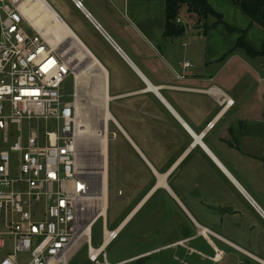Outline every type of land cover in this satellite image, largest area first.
<instances>
[{
  "label": "crops",
  "instance_id": "crops-1",
  "mask_svg": "<svg viewBox=\"0 0 264 264\" xmlns=\"http://www.w3.org/2000/svg\"><path fill=\"white\" fill-rule=\"evenodd\" d=\"M43 1L105 73L108 121L131 158L115 166L117 195L134 193L127 212L108 230L109 170L103 242L94 248L90 235L66 264H176L194 254L201 264H264V57L232 51L240 38L264 46V5L257 24L230 0H207L223 24L206 29L183 7L184 30L165 37L166 0ZM155 197L144 218L173 217L181 236L140 233L134 249L109 259L122 233L130 242L142 232L131 222ZM110 231L117 236L108 241Z\"/></svg>",
  "mask_w": 264,
  "mask_h": 264
},
{
  "label": "built area",
  "instance_id": "built-area-1",
  "mask_svg": "<svg viewBox=\"0 0 264 264\" xmlns=\"http://www.w3.org/2000/svg\"><path fill=\"white\" fill-rule=\"evenodd\" d=\"M20 1L0 0V131L8 145L0 151V264H19V253L29 254L28 264H66L80 242L89 245L91 228L105 217L109 162L82 150L75 99L65 102L61 93L74 75L71 63L25 17ZM106 132L109 144L115 135L108 126ZM116 236L106 235L108 241ZM88 257L97 261L90 246Z\"/></svg>",
  "mask_w": 264,
  "mask_h": 264
},
{
  "label": "bare ground",
  "instance_id": "bare-ground-1",
  "mask_svg": "<svg viewBox=\"0 0 264 264\" xmlns=\"http://www.w3.org/2000/svg\"><path fill=\"white\" fill-rule=\"evenodd\" d=\"M20 6L23 8L25 17L32 20V24L48 42L57 47L70 61L71 65L74 63V68H72L75 69L73 73L75 125L82 150H94L97 154L108 158L106 128L110 116L107 110L108 98L106 96L105 73L94 60H91L74 35L68 31L62 21L46 6L43 0H21ZM82 63H84L83 67L80 66ZM87 81L90 83L87 96H89L95 110L101 113L98 128H94L90 123L87 115V103L79 99V94L83 91L82 87ZM102 178L101 186L105 193L107 180L104 172ZM105 212V207H103L102 214L105 215Z\"/></svg>",
  "mask_w": 264,
  "mask_h": 264
},
{
  "label": "rangeland",
  "instance_id": "rangeland-1",
  "mask_svg": "<svg viewBox=\"0 0 264 264\" xmlns=\"http://www.w3.org/2000/svg\"><path fill=\"white\" fill-rule=\"evenodd\" d=\"M186 17V16H185ZM69 58V56H67ZM74 66V63L71 65ZM81 67L84 66V63L80 64ZM74 68V67H73ZM73 69V73H74ZM249 79V77H247ZM249 81L252 83L254 82L253 79H249ZM90 86V83L87 81L83 87L82 92L79 94V99L83 102L87 103V115L89 116L90 123L93 125L94 128L99 127V119L101 118V113L95 110V108L91 104V100L89 96H87V90ZM85 87V88H84ZM62 100L65 102H72L73 100V94H74V76L69 75L62 85ZM111 121H108L110 124ZM110 131L116 133L115 139H112L110 141V146L108 144V162H109V170L111 172V182H110V199H109V208H108V214H107V228L108 230L114 229L118 224L119 221L122 219L123 215L127 212L129 208V202L131 203L134 196V193H130V195L127 194L126 191H124V197H120L117 195V179H116V173L117 169H115V166H121L122 162L126 159L129 160L128 153L126 151L125 142L122 138V135L119 133V131L115 130L114 127L110 126ZM5 150L8 151V145L3 143V137L2 133L0 131V151ZM11 167L14 170V168L17 166V160L16 155L11 154ZM109 170H108V179H109ZM136 195V194H135ZM157 198L155 197L152 199L143 209L142 211L133 219L131 222L130 227L131 228H138L141 226L143 227L142 232L140 231L137 233V230L134 234L131 236V240L129 242V239L126 240L127 232L125 231L120 235V237L115 240L111 245L108 246V248L105 251V254L110 259V256L112 254H115L117 251H121L124 248H128L127 250H132L136 246V244L139 242L140 233L143 235L150 234L152 232H155V229L159 228V237H155L153 241H159V242H167L171 241L174 238H179L181 235L178 231H172L171 224L174 220L173 217L169 218H163V216H155L152 218L149 223L146 220V212L149 211V209L153 206L154 202H156ZM170 205V204H169ZM166 207V206H165ZM143 219L145 220V223L143 222ZM163 219L165 220V224H163ZM129 227V228H130ZM133 230V229H130ZM103 226H102V220L99 219L92 227V233H91V243L94 248H97L100 246V244L103 242ZM130 235H128L129 238ZM6 241L9 242V239L6 238ZM154 242H150L152 245ZM3 254H0V259L2 258ZM197 254H194L192 256H187L184 258L182 256V260L184 261L177 262L176 264H201L200 262H197L198 259ZM30 256L28 253H19L17 255V262L19 264H28L30 261ZM204 264V263H202Z\"/></svg>",
  "mask_w": 264,
  "mask_h": 264
},
{
  "label": "trees",
  "instance_id": "trees-1",
  "mask_svg": "<svg viewBox=\"0 0 264 264\" xmlns=\"http://www.w3.org/2000/svg\"><path fill=\"white\" fill-rule=\"evenodd\" d=\"M233 5L247 15L253 22L261 24L260 13L264 5V0H230ZM185 7L186 12L189 14H195L198 19V23L203 24L204 28H212L216 25L223 24V18L221 14L215 12L211 6L208 4L207 0H166L165 7V17L166 26L164 36H173L179 29V24L176 23V19L180 14V10ZM215 18V24L207 27L206 19L208 17ZM228 31H234L231 28H227ZM241 49L250 57H264V46H262L260 51H255L250 48L243 40L240 38L237 40L235 47L232 51ZM232 51L230 53H232ZM110 124L108 126L110 130Z\"/></svg>",
  "mask_w": 264,
  "mask_h": 264
},
{
  "label": "water",
  "instance_id": "water-1",
  "mask_svg": "<svg viewBox=\"0 0 264 264\" xmlns=\"http://www.w3.org/2000/svg\"><path fill=\"white\" fill-rule=\"evenodd\" d=\"M183 30H184V27L181 26V27L178 29L177 33L182 32Z\"/></svg>",
  "mask_w": 264,
  "mask_h": 264
}]
</instances>
